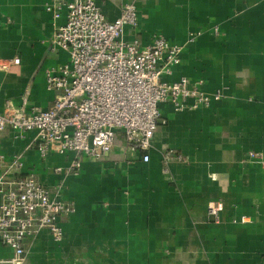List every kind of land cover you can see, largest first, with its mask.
I'll return each instance as SVG.
<instances>
[{
	"label": "crops",
	"instance_id": "0c3cea01",
	"mask_svg": "<svg viewBox=\"0 0 264 264\" xmlns=\"http://www.w3.org/2000/svg\"><path fill=\"white\" fill-rule=\"evenodd\" d=\"M57 2L0 0V60H20L0 69V113L52 105L47 71L69 62L52 44L67 21L66 10H46ZM98 2L110 21L136 6L125 40L163 35L184 47L164 81L187 77L222 99L182 112L162 104L148 163L118 137L108 156L83 159L78 176L57 172L73 155L43 157L35 132H1L0 180L33 174L75 207L61 219L63 240L40 231L22 264H264V0ZM211 203L223 204L218 220ZM11 256L0 242V264Z\"/></svg>",
	"mask_w": 264,
	"mask_h": 264
},
{
	"label": "built area",
	"instance_id": "2783aa9c",
	"mask_svg": "<svg viewBox=\"0 0 264 264\" xmlns=\"http://www.w3.org/2000/svg\"><path fill=\"white\" fill-rule=\"evenodd\" d=\"M46 10L55 18L67 11V21L56 29L52 44L68 52L69 62L47 71L48 89L55 92L52 105L29 113L25 109L0 113V133L8 129L20 136L35 132V145L43 157L72 154L58 173L78 176L83 159L108 156L118 137L128 150L142 153V160L148 163L162 123V104L182 112L208 108L222 99L187 77L176 82L163 80L181 64L183 46L163 35L148 45L139 38L125 40V28L138 26L135 5H126L114 21L106 18L98 0H58ZM194 40L191 35L189 41ZM11 63L18 65L20 60H0V69ZM255 158L258 155L251 153L250 159ZM0 195V242L12 252L8 264H22L26 241L42 230L50 231L57 242L63 240L61 219L73 214L75 207L35 175L1 179ZM222 211L221 203L208 207L215 220Z\"/></svg>",
	"mask_w": 264,
	"mask_h": 264
}]
</instances>
